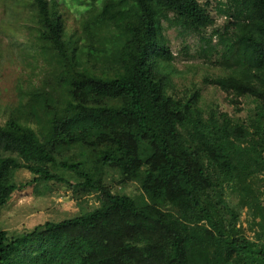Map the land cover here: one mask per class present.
I'll list each match as a JSON object with an SVG mask.
<instances>
[{"label":"trees","instance_id":"1","mask_svg":"<svg viewBox=\"0 0 264 264\" xmlns=\"http://www.w3.org/2000/svg\"><path fill=\"white\" fill-rule=\"evenodd\" d=\"M85 1L67 29L56 0H31L37 35L63 69L62 105L44 140L14 115L0 124V207L22 168L35 185L64 184L97 202L15 237L0 229V264H264V143L243 119L203 105L193 86L185 96L169 90L176 71L161 22L186 32L211 26V0ZM217 9L230 20L209 50L224 73L204 81L236 111L251 96L264 117V0ZM75 141L99 146L96 160L118 189L54 149ZM29 146L38 148L32 164L16 158H31ZM129 182L137 194L121 191ZM241 211L253 238L237 226Z\"/></svg>","mask_w":264,"mask_h":264},{"label":"rangeland","instance_id":"2","mask_svg":"<svg viewBox=\"0 0 264 264\" xmlns=\"http://www.w3.org/2000/svg\"><path fill=\"white\" fill-rule=\"evenodd\" d=\"M225 0H211L208 12L213 24L200 30L181 31L176 25L161 22V32L171 55L170 63L176 73L172 76L169 90L178 96L189 93L191 86L200 94L203 105L212 104L227 112L233 119H243L264 143V117L254 98L241 96L240 110L236 111L222 91L204 81L224 73L215 50L220 34H224L223 24L230 19L218 11ZM58 11L65 19L67 29L87 6L85 0H56ZM217 32L215 33V30ZM219 48V45L217 46ZM63 69L47 43L37 35L35 8L31 0H0V124L14 115L22 123L35 129L41 140L47 136V121L52 108L62 105L61 79ZM47 97L49 102H43ZM45 103L50 111L46 110ZM31 158L16 155L23 163H33L38 155L36 146H29ZM55 151L64 158L85 161L98 168L108 183L118 189L115 173L96 160L99 146L88 147L78 141L54 144ZM33 175L27 169L15 173L17 188L8 201L0 207V229L9 237L29 231L44 221H59L78 215L96 204V195L76 197L64 184L30 182ZM121 191L134 195L138 184L129 182ZM237 226L247 237L253 238L256 230L252 220L241 211Z\"/></svg>","mask_w":264,"mask_h":264}]
</instances>
